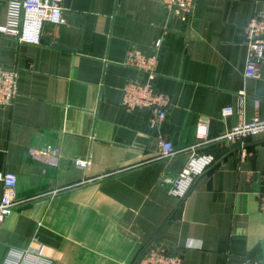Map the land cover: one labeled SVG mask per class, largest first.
I'll use <instances>...</instances> for the list:
<instances>
[{
  "label": "crops",
  "instance_id": "1",
  "mask_svg": "<svg viewBox=\"0 0 264 264\" xmlns=\"http://www.w3.org/2000/svg\"><path fill=\"white\" fill-rule=\"evenodd\" d=\"M12 1L0 0V25ZM64 6L66 22H47L40 45L0 35V65L19 75L18 96L0 108V171L17 175L19 201L0 224V264L12 250L46 264H135L151 245L180 252L182 264L264 260V133L220 144L198 131L206 125L211 140L264 117V66L244 76L245 26L264 0H196L190 17L162 0ZM133 49L157 55L154 85L170 96L158 128L150 110L121 104L125 84L144 79L124 63ZM159 139L175 156L158 158ZM198 143L215 163L185 199L173 197L163 180ZM49 147L61 151L58 166L30 154Z\"/></svg>",
  "mask_w": 264,
  "mask_h": 264
},
{
  "label": "built area",
  "instance_id": "2",
  "mask_svg": "<svg viewBox=\"0 0 264 264\" xmlns=\"http://www.w3.org/2000/svg\"><path fill=\"white\" fill-rule=\"evenodd\" d=\"M165 6L176 10L185 17L193 14L196 0H162ZM64 0H16L9 4L6 24L0 25V35L12 38L21 43L40 45L43 29L47 22L63 24L66 22ZM161 44L159 40L156 44ZM245 44L247 60L245 78H259L260 69L264 66V12L253 16L245 26ZM135 69L144 79H133L122 89L121 104L128 110L148 109L152 112L150 126L158 128L165 121L171 104L170 96L158 90L154 85L157 74V55L146 56L137 49L130 50L124 62ZM18 78L15 70L0 65V108L10 106L18 96ZM233 108L223 109V115L229 116ZM200 140L232 144L244 141L248 136L264 133V117L254 116L250 121H241L229 131L209 140L206 125L198 128ZM198 143L191 147L190 154L179 174L174 178L164 179L171 196L185 199L192 191L200 176L213 166L215 156L198 153ZM159 159H170L177 153L172 142L166 139L158 141ZM31 156L51 166H58L61 151L57 147H49L42 152H30ZM77 168L87 171L92 166L90 158H76ZM0 182L3 193L0 196V224L4 223L19 205L17 200L18 177L14 172L0 171ZM260 209L264 212V184L258 193ZM8 264H46L43 258L29 250H12ZM182 254L160 245L148 246L135 264H182ZM242 264H264V260L245 258Z\"/></svg>",
  "mask_w": 264,
  "mask_h": 264
},
{
  "label": "water",
  "instance_id": "3",
  "mask_svg": "<svg viewBox=\"0 0 264 264\" xmlns=\"http://www.w3.org/2000/svg\"><path fill=\"white\" fill-rule=\"evenodd\" d=\"M70 0H64V4L66 3L67 5L69 4Z\"/></svg>",
  "mask_w": 264,
  "mask_h": 264
}]
</instances>
